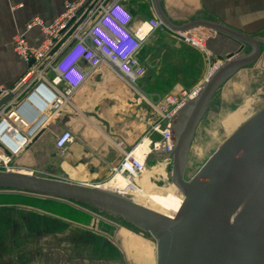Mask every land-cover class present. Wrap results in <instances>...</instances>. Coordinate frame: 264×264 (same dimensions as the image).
<instances>
[{"label": "crops", "instance_id": "0c3cea01", "mask_svg": "<svg viewBox=\"0 0 264 264\" xmlns=\"http://www.w3.org/2000/svg\"><path fill=\"white\" fill-rule=\"evenodd\" d=\"M65 1L0 0V86H12L25 70L24 63L13 50V36L23 32L25 24L33 18H40L45 23H51L63 11ZM16 4H22L23 7L12 10ZM123 5L133 16L132 28L134 30L152 18L161 20L153 0H125ZM159 7L166 19L175 26H186L193 23L221 24L230 30L264 42V0H159ZM207 29L216 33L207 43L209 52L207 61L210 66L212 62L223 61L228 56L237 54L241 49V45L233 38L213 28ZM177 34L165 25L162 30L150 34L138 54L139 59L150 69L151 57L146 58L144 50L153 51L151 55L154 56L156 48L162 44L163 40L167 41L169 38L178 40ZM40 39L41 34L37 29L28 34L31 45H36ZM249 48L246 46L243 52H249ZM263 52L264 45L261 54ZM154 81V76L147 75L139 84L143 93L152 100L156 97L158 99L157 93L152 92L146 86L151 87ZM203 82L204 73L201 76L197 75L189 88L200 86ZM168 87L173 90L169 93H177L185 88L179 80H171ZM71 101L72 106L65 107L37 141L44 137L43 135L49 128L58 126L62 130L71 131L77 141L66 150L63 161L70 177L67 180L92 185L95 181L101 182L108 177L112 168L120 164L122 150H131L140 142L147 132V119L152 118V113L147 106L139 103L134 92L107 67L100 69L91 77ZM37 141L16 159L19 171L25 170L35 174L36 164L33 156L37 155L33 152V146ZM54 149L56 150L55 142ZM48 158L45 156V161ZM46 164L43 167L38 166V172L53 178H60L48 170ZM97 184L101 183H94V185ZM17 195L65 205L69 210H83L65 202L0 191V196ZM82 212L91 223L81 226L69 223L63 227L61 223L55 224L56 218L51 224L41 221L36 230L32 229L33 235L37 237L34 238L38 243L37 247L29 241L30 224L21 223L20 234L15 235L19 231L18 228L16 229L18 227L16 224H12V229H9L8 225L1 223L0 232L3 234L1 233L0 236V264H94V248H99L102 254L106 248L108 250L110 247L107 229L111 225L100 223L97 227L101 231L105 230V234L101 232L100 236L94 235L91 227L94 224L92 221L97 217L87 211ZM47 228L53 230L52 236ZM2 235H6V238L2 239ZM118 235L120 238L117 248L119 251L122 250L121 258L111 261L107 256L105 261L98 263L137 264L135 257L137 249L139 252L145 251L147 263H156V248L150 241L127 233L119 232ZM17 236H20L19 245L18 240L15 239ZM31 248L34 249L31 250ZM78 248L82 251L79 260L77 256H74Z\"/></svg>", "mask_w": 264, "mask_h": 264}, {"label": "water", "instance_id": "95a60500", "mask_svg": "<svg viewBox=\"0 0 264 264\" xmlns=\"http://www.w3.org/2000/svg\"><path fill=\"white\" fill-rule=\"evenodd\" d=\"M153 1L163 24L173 32L213 28L241 45L239 52L217 66L200 91L182 104L171 124L168 158L171 181L184 196L180 210L170 217L102 186L21 171H0V191L91 208L122 220L155 243V264H264V108L185 180L191 142L213 98L232 76L259 60L264 42L221 24L175 26L162 14L159 0ZM246 46L250 48L245 53ZM10 98H4L0 107Z\"/></svg>", "mask_w": 264, "mask_h": 264}, {"label": "built area", "instance_id": "2783aa9c", "mask_svg": "<svg viewBox=\"0 0 264 264\" xmlns=\"http://www.w3.org/2000/svg\"><path fill=\"white\" fill-rule=\"evenodd\" d=\"M124 1L66 0L63 11L51 23L33 18L25 24L23 32L13 36V50L25 70L12 86H0V102L11 97L0 107V171H19L14 161L33 145L65 107L72 106L73 96L85 83L107 67L134 92L141 105L152 111L143 139L149 140V152L142 157L137 154L143 141L131 150H122L121 162L112 168L110 180L121 175L128 180V189L134 190L135 180L144 176L152 157L158 153L165 156L171 180L172 163L168 158L172 152L171 124L177 110L200 91L201 85L166 94L157 101L143 93L139 84L147 77V70L138 54L147 37L162 30L164 24L152 18L134 30L133 16L124 7ZM22 7L16 4L12 10ZM35 29L41 39L31 45L28 34ZM177 35L186 44L203 48L208 54L207 43L216 33L202 28ZM75 141L71 131L63 130L55 141V148L65 151Z\"/></svg>", "mask_w": 264, "mask_h": 264}, {"label": "rangeland", "instance_id": "374dc122", "mask_svg": "<svg viewBox=\"0 0 264 264\" xmlns=\"http://www.w3.org/2000/svg\"><path fill=\"white\" fill-rule=\"evenodd\" d=\"M143 53H145L144 55L146 58L151 57L150 60L152 63L150 69H148V66H146L140 59L139 61L146 68L147 75L155 77L154 84H152L151 87H146L152 92L157 93L158 99L173 91L168 87L171 80L182 81L185 87L183 89H191L189 88L191 86L190 83L197 75L201 76L204 73L205 81L211 71L224 61H211L212 63L210 66L209 61H207V54L203 50L196 46L186 44L179 36L178 40L171 38L167 41L163 40L162 44L156 48L154 56L151 55L153 51H149L148 49L144 50ZM153 99L158 100L157 97L156 99ZM263 108L264 52L255 64L241 69L234 76H232L218 90L217 94L213 98L211 108L206 112L205 116L197 126L191 142L185 171V180H190L215 153L220 144L226 138H228L237 128ZM151 119L152 118L147 119L146 131L149 128ZM53 128H49V130H47L43 135L44 137L37 141L39 139L38 138L36 140L37 143L33 146V152L37 155L33 156L35 157L34 159L32 158L36 164L34 166L35 175L53 178L52 176L38 172L37 167H43V165L47 163V169L60 177L56 179L67 180L70 177L66 172L65 165L63 163L66 150L58 151L54 149V142L63 130L58 126ZM145 134L140 142L146 137ZM45 156L49 157L47 161H45ZM164 159L165 156L162 153L155 154L152 157L151 162H149L148 171L158 166L165 165ZM17 161L18 160L14 161L15 167H17ZM18 169L20 170V168ZM110 179L111 177L109 174V176L104 178L101 182L95 181L94 183L105 184L106 182H109ZM153 181L160 188L165 187L168 183H173L171 180H164L162 176L159 180L153 179ZM94 183L92 185H94ZM77 207L83 209L82 211H87L97 217V219L92 221L94 224L93 227H91L93 228L91 230L94 235L100 236L101 232L105 234V230L101 231L99 227H97L100 223H109V225H111L110 228L107 229L109 233L110 247L108 250L106 248L107 252L104 251L102 254L99 252V248H94V264H100L98 262L105 261L107 256L111 261L121 258L122 250L120 249L119 251L117 248V242L120 238L118 235L119 232H121V234L127 233L131 236H138L143 240L150 241L155 246V243L150 238L128 227L122 220L101 214L91 208ZM82 211H74L72 209L69 210L65 207V205L49 203L41 201L40 199H34L22 195L9 197L0 196V224L2 223L8 225L9 229H12V224H16L18 226L16 229L18 228L19 231L16 232L15 235L20 234L21 223L30 224L31 231L29 232V241L36 247L38 243L35 239L37 237L33 235V230L37 229L38 224L41 221L45 224H51L53 223V219L56 218L57 220L55 221V224L59 225L58 223H61L60 225L62 226L69 223H76L79 226L91 223L90 219L85 215V213L83 214ZM49 229L47 228V231H51ZM52 231L50 234L51 236L53 235ZM1 233L3 234V232H0V236ZM2 236V239L6 238V235ZM7 238H9V236H7ZM32 238L35 239L32 240ZM15 239L18 240L17 244L19 245L20 236H17ZM32 249L34 248H31V250ZM142 250H145V248H142ZM74 256H77V259L79 260L82 256L81 248H78L77 254H74ZM135 257L137 264H151L147 263L148 261L145 251L139 252V249H137V255ZM126 261H128V259H126Z\"/></svg>", "mask_w": 264, "mask_h": 264}, {"label": "bare ground", "instance_id": "6f19581e", "mask_svg": "<svg viewBox=\"0 0 264 264\" xmlns=\"http://www.w3.org/2000/svg\"><path fill=\"white\" fill-rule=\"evenodd\" d=\"M213 71H211V73ZM149 149V140L145 139L140 143L137 154L142 157L149 152ZM21 172L27 173L28 171L23 170ZM161 176L164 180H169V174H167L165 165L158 166L150 171L147 170L143 177L135 180L134 190L128 189L129 182L121 175L114 177L105 184H99L97 186H102L116 192L120 191L125 195L132 196L135 202L141 206L172 217L180 210L184 201V196L173 183L169 184L167 182L168 184L165 187H158L153 179L159 180ZM87 185L91 184L87 183Z\"/></svg>", "mask_w": 264, "mask_h": 264}]
</instances>
